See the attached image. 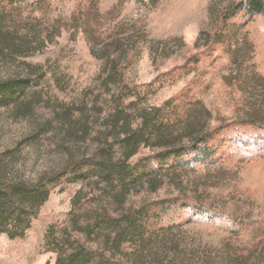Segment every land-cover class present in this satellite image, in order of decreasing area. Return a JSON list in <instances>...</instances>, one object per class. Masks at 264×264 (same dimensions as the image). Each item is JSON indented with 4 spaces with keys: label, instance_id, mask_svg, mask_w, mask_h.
I'll return each mask as SVG.
<instances>
[{
    "label": "rangeland",
    "instance_id": "obj_1",
    "mask_svg": "<svg viewBox=\"0 0 264 264\" xmlns=\"http://www.w3.org/2000/svg\"><path fill=\"white\" fill-rule=\"evenodd\" d=\"M248 1L42 0L40 3L47 7L41 14L36 11L32 18H44L46 26H60V33L25 56L0 62V83L13 77L32 80L36 72L41 74L29 92L34 99L29 112L11 104L0 105L3 177L34 182L42 173L63 165L67 152L82 160L88 151L87 142H61L56 121L48 129L42 126L58 108L74 110L81 104H95L87 116L96 120L92 130L97 131L101 129V116L110 106L108 101L119 99L123 108L132 103L136 127L143 112L175 102L189 92L209 110L211 126L223 123L228 127L232 141L226 148H219L221 158L215 163L197 166L182 174L180 180L163 177L155 190L146 184L131 188L126 207L142 205L163 211L165 221L172 219L179 224L171 231L178 245L203 257L196 259L197 264L205 263L207 258L211 264H225L226 252L234 249L248 254L247 264H264V149L256 142L264 131L237 122L245 110L244 99L224 81L232 69L225 50L216 47L207 53L194 47L203 39V31L212 28L219 12L231 3ZM85 3H97L100 19L88 22L96 39L86 37L75 18L80 10L85 12ZM230 25L237 35H247L253 46L251 63L264 78V13L248 19L238 15ZM112 35L129 36L131 43L127 46L122 41L120 49L110 52L107 58L102 42ZM123 49L126 55L119 57L116 65L118 77L108 80L105 90L110 60ZM191 57L199 61L191 70H181ZM106 97L101 113V98ZM149 152L141 148L132 161ZM61 181L50 190L22 237L0 234V264H55L56 239L70 229L72 212L96 206L101 199L97 189L89 186L91 180ZM76 195L78 201L73 205ZM183 202H198L201 214Z\"/></svg>",
    "mask_w": 264,
    "mask_h": 264
},
{
    "label": "trees",
    "instance_id": "obj_2",
    "mask_svg": "<svg viewBox=\"0 0 264 264\" xmlns=\"http://www.w3.org/2000/svg\"><path fill=\"white\" fill-rule=\"evenodd\" d=\"M41 1L0 0V62L25 56L60 33V26H46L44 18H32L36 11L41 14L47 7ZM24 8L28 9L26 15ZM84 9V13L80 10L75 17L79 29L89 39H96L88 22L100 19L97 3H85ZM263 13L264 0L231 3L215 16L212 28L203 31V39L195 42L194 47L207 53L216 47L225 50L232 69L224 81L229 88H236L244 99L245 110L237 122L264 131V78L251 63L253 46L247 35H237V30L229 28L231 20L238 15L248 19ZM122 41L127 46L131 43L129 36L117 35L102 42L107 58L110 52L120 49ZM125 55L126 49H123L111 58L105 90L108 80L118 77L116 65L119 57ZM198 61V57H191L180 69L189 71ZM34 76L32 80L13 77L2 81L0 105L11 104L29 112L34 103L29 92L41 74L36 72ZM107 101V97L101 98V113L102 102ZM131 104L123 108L119 99L108 101L110 106L107 114L101 116V129L97 131L92 130L96 120L87 116L96 108L95 104L90 107L81 104L74 110L61 107L53 118L46 119L42 126L47 129L56 121L61 142L82 140L87 142L88 151L82 160L67 152L63 165L42 173L34 182L7 180L0 170V234L22 237L50 190L63 182L61 180H91L89 186L97 189L101 199L96 206L72 212L70 229H65L63 237L56 239L55 264H197L196 259L200 261L203 257L180 247L171 236V231L179 224L172 219L165 221L163 211H152L142 205L126 207L127 196L131 188L146 184L148 189L155 190L163 177L177 181L197 166L215 163L221 158L219 148H226L232 141L228 127L223 123L211 126L209 110L189 92L175 102L143 112L136 127H133L135 115ZM74 112L78 116L74 117ZM256 142L264 149V133ZM141 148H148L150 152L132 161ZM77 201L78 195L73 198V205ZM183 204L197 214L202 212L198 202ZM73 233L78 237H72ZM93 245L99 249H93ZM247 255L237 249L227 251L225 264H247ZM208 260L205 263L201 260V264H211Z\"/></svg>",
    "mask_w": 264,
    "mask_h": 264
}]
</instances>
